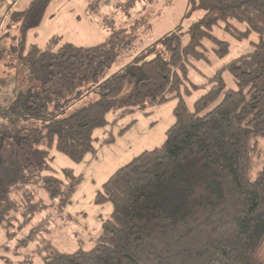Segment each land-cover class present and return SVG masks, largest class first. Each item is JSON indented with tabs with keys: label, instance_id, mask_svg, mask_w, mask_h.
<instances>
[{
	"label": "trees",
	"instance_id": "obj_1",
	"mask_svg": "<svg viewBox=\"0 0 264 264\" xmlns=\"http://www.w3.org/2000/svg\"><path fill=\"white\" fill-rule=\"evenodd\" d=\"M52 1L12 9L0 26V41L10 38L44 76L22 94L21 108L0 106V227L6 235H16L14 222L21 232L46 207L65 209L71 201L82 175L69 167L56 171L53 149L80 163L115 140L99 130L177 99L164 143L120 167L97 193L95 202L112 203L113 212L89 238L91 248L54 251L45 263L264 264L258 256L264 241V0H191L186 15L202 11L199 19L186 30H169L114 73L133 50V29L114 28L91 46L28 43ZM222 22L239 41L253 33L259 40L208 82L192 83L210 87L189 106L190 66L205 57L206 41L218 57L229 53V42L213 33ZM48 219L42 216L31 234L49 235Z\"/></svg>",
	"mask_w": 264,
	"mask_h": 264
},
{
	"label": "rangeland",
	"instance_id": "obj_2",
	"mask_svg": "<svg viewBox=\"0 0 264 264\" xmlns=\"http://www.w3.org/2000/svg\"><path fill=\"white\" fill-rule=\"evenodd\" d=\"M94 2L98 4L95 11L90 6ZM190 8L191 0H107V2L105 0H53L41 25L28 33L27 40L29 44L35 43L42 49L56 48L64 42H72L79 46H91L104 42L114 28L133 29L136 36L133 50L125 55L120 66L115 64L111 68L110 73H114L140 50L152 44L169 30H177L181 27L184 30L188 29L203 14L202 11H196L187 17L186 13ZM229 22L236 25L233 20ZM223 24L224 22L216 25L213 28V33L229 42V53L224 57H218L213 52V43L207 40L205 57L200 60H192L188 83L191 88L192 83L202 85L208 82V78L218 69L229 64L234 58L251 51L253 42L259 40L258 34L253 33L249 39L239 41L221 28ZM240 24V28L245 29L246 25ZM58 42L59 44L56 45ZM11 43L10 38L0 41V106L7 109L11 107L19 109L23 103L22 94L27 93L25 90H34L39 87L44 76H42L43 71L37 70L29 62H25L19 53V48L13 49ZM224 77L230 87H236L233 77L228 71L224 73ZM209 87L210 85L192 88V93L185 96L187 104L192 106L196 99L209 90ZM90 99H85L83 104ZM173 102H177V99H171L152 107L150 114H145L142 110L128 113L113 128L106 127L99 130V134L108 131L107 135L113 134L117 139L120 136V128L126 126L127 129L123 131L122 136L126 140L120 139L118 145L112 144L115 140L111 144L101 143L96 154H88L80 163L72 161L53 149L51 152L54 157L52 165L55 170L61 172L67 167L72 168L76 174L82 175L80 183L65 209H59L57 205L51 204L21 232L16 229L17 226H20V221L14 222V227H11L10 231L14 229L16 235L11 238L6 235L5 229L0 227V264H46L45 260L54 251L72 252L80 248H91L92 243L89 238L95 237L101 232L103 222L113 212L112 203L101 205L95 202L98 190L103 187L100 182L104 180L105 174L106 178L109 174L108 168L105 167L106 164L112 163L113 154H122L124 149L121 147L123 145L132 146L138 141V148L129 147L132 152L126 156L127 159L130 157L128 161H126L127 159L118 160L109 169L114 168L113 170L116 171L130 162L143 152L141 151L143 148H148L145 147L149 146L146 143L147 137L149 139L156 136L157 128L163 126L169 120L168 118L172 117L171 120L174 121L166 125V128L164 126L165 129L162 128L160 132L161 142H163L166 138L164 130L173 125L176 120L174 112L171 110ZM136 118L139 119V122L136 121ZM145 121H147L146 124ZM156 121L159 126L152 130L157 124ZM21 123L27 122L22 119ZM152 123H155L154 126L151 125ZM109 145L110 147L103 148ZM119 145L121 146L119 147ZM102 148L103 150H101ZM96 156L100 161L94 165ZM47 201L50 202L49 199ZM44 215L45 218L49 216L45 226L50 229V234L47 235L43 230L40 234H31V228ZM17 232L19 233L17 234ZM29 235L31 236L27 242L21 241L22 238H27ZM258 256L264 260V241L259 248Z\"/></svg>",
	"mask_w": 264,
	"mask_h": 264
},
{
	"label": "crops",
	"instance_id": "obj_3",
	"mask_svg": "<svg viewBox=\"0 0 264 264\" xmlns=\"http://www.w3.org/2000/svg\"><path fill=\"white\" fill-rule=\"evenodd\" d=\"M30 0H0V26L1 25H3V23H4V21H5V19H6V17H7V15H8V13L12 10V9H23V8H25V7H27L28 6V3H30L29 2ZM176 105H177V102H173V104H172V109L171 110H173V112H174V109H175V107H176ZM151 110L152 108H147L146 110ZM171 118L172 117H169L168 119V121L167 122H165V124L163 125V126H161V127H159V128H157V130H156V136H154V137H150L149 139H148V137H147V141H146V143H147V145H149V146H145V147H148V148H143V150H141V151H146V150H152V149H154V148H156V147H159V146H161L163 143H164V141L163 142H161L162 140H161V136H160V132L162 131V128H164V126H165V128L167 127L166 125H169L170 123H172V121H174V120H171ZM136 121L137 122H139V119L138 118H136ZM171 121V122H170ZM176 121V120H175ZM145 124L147 123V121H145L144 122ZM156 125L154 126V124L155 123H152L151 125L152 126H154L153 128H152V130L154 129V128H156V126H159V124H158V122L156 121ZM175 123V122H174ZM173 123V124H174ZM172 126V125H171ZM170 126V127H171ZM126 127V126H125ZM125 127H123V128H120V130H119V133H120V136H119V138H117V139H115V142L114 143H112V144H114V145H118V142L120 141V139L121 140H126V139H123V132H121L122 131V129H124ZM169 127V126H168ZM169 127V128H170ZM164 128V129H165ZM168 128V129H169ZM168 129H166V130H164L165 131V133H166V131L168 130ZM113 133H114V130H113ZM114 136V135H113ZM115 138V137H114ZM166 139V138H165ZM122 143H124V142H122ZM121 143V144H122ZM109 144H111V143H109ZM138 144H139V142L137 141V142H135V144L134 145H132V146H128V145H123V147H121V149H124L123 150V152H122V154L121 153H118V155H114L113 154V156H114V158H112V163H109V164H106V168H108V170H109V174H108V176H107V178L105 177L106 176V174H105V176H104V180H102L100 183H101V185H103L109 178H110V176L112 175V174H114L116 171L115 170H113L114 168H112L111 170L109 169L110 168V166H112V164L113 163H115V162H117L118 160L120 161V160H123V159H127L126 158V156L130 153V152H132V151H130V148H138L139 146H138ZM121 145H119V147H120ZM151 146H153L152 148H151ZM108 147H110V145L109 146H104L103 148H108ZM130 147V148H129ZM103 148L101 149V150H103ZM104 149V150H105ZM144 149H146V150H144ZM99 154H100V152H99ZM97 158H96V161H94L93 162V164L94 165H96L97 163H99V158H98V156H96ZM132 157V156H131ZM128 159H130V157L128 158ZM128 159L126 160V161H128ZM103 168V167H102ZM102 168H100V170H102ZM102 176V175H101ZM100 177V176H99ZM100 190H98V192H99ZM97 192V193H98ZM97 195V194H96ZM108 219V218H107Z\"/></svg>",
	"mask_w": 264,
	"mask_h": 264
}]
</instances>
